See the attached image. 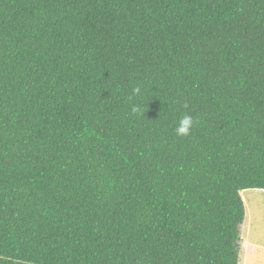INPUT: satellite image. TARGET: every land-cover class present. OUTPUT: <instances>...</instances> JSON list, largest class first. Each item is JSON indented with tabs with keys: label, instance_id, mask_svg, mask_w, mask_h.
<instances>
[{
	"label": "trees",
	"instance_id": "16d2710c",
	"mask_svg": "<svg viewBox=\"0 0 264 264\" xmlns=\"http://www.w3.org/2000/svg\"><path fill=\"white\" fill-rule=\"evenodd\" d=\"M250 190L264 0H0V264H239Z\"/></svg>",
	"mask_w": 264,
	"mask_h": 264
},
{
	"label": "rangeland",
	"instance_id": "374dc122",
	"mask_svg": "<svg viewBox=\"0 0 264 264\" xmlns=\"http://www.w3.org/2000/svg\"><path fill=\"white\" fill-rule=\"evenodd\" d=\"M246 215L240 226L239 264H264V192L250 190L243 193ZM250 226L249 237L255 248L251 255L245 256V237ZM255 252V253H254ZM246 257V258H245Z\"/></svg>",
	"mask_w": 264,
	"mask_h": 264
},
{
	"label": "clouds",
	"instance_id": "9594fccd",
	"mask_svg": "<svg viewBox=\"0 0 264 264\" xmlns=\"http://www.w3.org/2000/svg\"><path fill=\"white\" fill-rule=\"evenodd\" d=\"M134 94L140 95L141 89L139 87L133 89ZM133 111H138L134 108ZM194 121L191 116L185 115L179 121V126L175 129L176 135L180 137H188L193 129Z\"/></svg>",
	"mask_w": 264,
	"mask_h": 264
},
{
	"label": "crops",
	"instance_id": "0c3cea01",
	"mask_svg": "<svg viewBox=\"0 0 264 264\" xmlns=\"http://www.w3.org/2000/svg\"><path fill=\"white\" fill-rule=\"evenodd\" d=\"M249 233H250V226L248 228L247 235H246L245 240H244L245 241V249L244 250L246 251L245 256L251 255V250H253V247L255 248V246H256V245L252 244V243H254V241L250 240Z\"/></svg>",
	"mask_w": 264,
	"mask_h": 264
}]
</instances>
